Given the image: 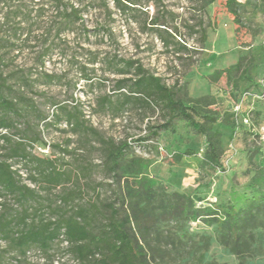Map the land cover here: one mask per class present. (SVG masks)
Returning <instances> with one entry per match:
<instances>
[{
  "label": "rangeland",
  "instance_id": "1",
  "mask_svg": "<svg viewBox=\"0 0 264 264\" xmlns=\"http://www.w3.org/2000/svg\"><path fill=\"white\" fill-rule=\"evenodd\" d=\"M225 1L216 0L204 8L206 0H142L137 11L125 12L111 1L112 38L102 42L100 36L92 37L91 43L84 45L99 57L98 63L89 65L93 76L90 84L81 80L78 67L66 62L59 47L46 57L45 69L63 78L51 86L38 85L28 96L50 115L55 111L51 100L65 101L81 111L85 126L95 132L73 131L66 122H55L52 117L45 126L32 116L33 129L51 147L30 149L31 155L58 159V166L73 178L71 184L45 190L43 184L31 180L37 175L36 162L10 160L22 182L40 195L30 203L32 212L42 209L48 218V206L76 188L80 194L75 207L113 202L122 215H133L128 231L139 240L150 264H264V3L255 6L252 1L243 8L244 24L236 31ZM153 17H164L166 27L160 28L170 34L175 35L177 29L178 43L164 44L160 29L150 25ZM10 32L0 35L4 46L17 45L14 52L4 50L10 69L34 68L37 53L52 38L46 44V38L37 32L17 40ZM55 42L60 45L59 39ZM72 46L73 53H83L76 42ZM114 56L139 62L175 88L186 103L200 100L214 113L217 122L212 133L220 166H213L206 158L207 137L180 118H172L173 127L158 138L139 143L149 135L150 127L165 123L169 116L139 102L121 106L125 90H117L116 82L134 75L114 74L107 63H101ZM86 59L83 55L77 60ZM240 60V73L231 77L217 74ZM69 79L75 84L68 90ZM103 98L113 105L101 107ZM18 124L19 129L24 128L23 121ZM11 135L14 141L20 138ZM100 139L132 145L118 177L104 165ZM3 145L0 142V155L8 151ZM54 145L66 152L54 149ZM137 161L148 167H139ZM199 199L202 201H195ZM0 201L20 210L13 197ZM185 205L188 209H181ZM231 206L240 212L242 220L235 233L228 227V219L221 222L211 215L217 210L225 214ZM139 208L145 210L146 219L155 220L149 234L134 218ZM68 246L61 239L48 254L32 249L21 258L0 240V264H79Z\"/></svg>",
  "mask_w": 264,
  "mask_h": 264
},
{
  "label": "trees",
  "instance_id": "2",
  "mask_svg": "<svg viewBox=\"0 0 264 264\" xmlns=\"http://www.w3.org/2000/svg\"><path fill=\"white\" fill-rule=\"evenodd\" d=\"M111 1L121 12L127 9L137 11L138 7H142V0H0V35L12 31V36L18 40L21 36L28 37L40 32L42 37L46 38L44 39L46 44L52 38L51 43L37 53L34 68L26 70L10 69L4 50L14 52L17 45L13 43L4 46V41L0 39V142L8 150L4 155H0V199L13 197L20 207V210H15L0 201V208L3 209L0 213V240L7 244L9 251L17 252L21 258H25L32 249L48 254L53 245L63 239L69 245L68 251L79 264H150L143 246L128 231L133 215L126 213L122 215L121 209L115 207L113 202L101 204L91 202L75 207L76 205L73 204L80 194L76 188L59 196L58 201L48 206V218L45 217L46 213L42 209H35L32 212L30 203L36 202L40 195L34 188L22 182L18 171L10 163V160L36 162L37 175L31 180L43 184L45 190L52 191L73 182L71 173L58 166V159L52 157L41 159L31 155L30 149L51 147L43 143L40 132L33 129L32 121L34 119L49 126L52 117L55 122H66L76 132L95 131L85 126L78 108H70L64 103L65 101L53 99L50 103L55 107V111L50 115L40 109L28 93H32L38 85L51 86L61 82L63 78L61 75L45 69L46 57L57 47L70 66L78 67L81 80L87 84L93 80L89 65L98 63L99 57L96 51L84 45L90 44L92 37L100 36L99 41L102 42L105 38H112ZM252 1L256 2L255 6L264 3V0H246L244 3L238 0L225 1V8L237 26L236 31L244 24L243 8ZM215 2L216 0H206L204 8ZM22 25L25 27H21ZM150 25L153 29H160L159 35L167 46L178 43L175 39L178 35L177 29L175 35H172L166 28H160V26L166 27L164 17H153ZM200 26L202 29V24ZM203 37L206 38L204 30ZM56 39L60 40V45L56 44ZM75 42L82 54L73 53L72 44ZM181 48L187 50L185 45H181ZM83 55H87V59L84 62L78 61L77 59L83 58ZM101 63H107L114 74L134 75L132 79L123 78L116 82L117 90H125L122 107H126L131 102H139L152 109L166 112L169 116L165 123L150 127L149 135L145 139H140L139 143L158 138L161 132L173 127L172 118H180L196 133L207 137L206 158L213 166H220L217 143L212 133V125L217 122V118L214 113L205 109L200 100L186 103L179 98L175 88L168 87L161 77L150 73L137 61L114 56L111 59L105 58ZM33 69L35 72L32 71ZM241 71L240 60L228 68L219 70L217 74L231 77ZM73 83V79L67 81L68 90ZM73 86L75 88V85ZM100 103L101 107L113 105L106 98L101 99ZM20 121H23V129L18 128ZM11 133L19 135V140L14 141ZM100 142L105 153L104 165L114 177H118L122 161L132 151L131 143L117 144L104 139H100ZM53 148L66 152L57 145ZM137 165L141 168L148 167L140 161H137ZM191 204L194 205L193 202ZM181 209L187 210L188 206L185 205ZM211 215L214 218L217 216L221 222L228 219V227L234 233L240 228L241 215L234 206L225 211V214L217 210ZM134 218L139 220L138 224H141L148 234L155 225L153 218L146 219V212L143 209H137Z\"/></svg>",
  "mask_w": 264,
  "mask_h": 264
}]
</instances>
